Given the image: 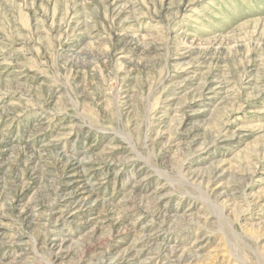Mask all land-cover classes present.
I'll list each match as a JSON object with an SVG mask.
<instances>
[{
    "label": "rangeland",
    "instance_id": "374dc122",
    "mask_svg": "<svg viewBox=\"0 0 264 264\" xmlns=\"http://www.w3.org/2000/svg\"><path fill=\"white\" fill-rule=\"evenodd\" d=\"M147 263L264 264V0H0V264Z\"/></svg>",
    "mask_w": 264,
    "mask_h": 264
},
{
    "label": "bare ground",
    "instance_id": "6f19581e",
    "mask_svg": "<svg viewBox=\"0 0 264 264\" xmlns=\"http://www.w3.org/2000/svg\"><path fill=\"white\" fill-rule=\"evenodd\" d=\"M149 239H150V238H149ZM156 240H157V239H156ZM149 241H150V240H149ZM149 243H150V242H149ZM152 243H153V242H152ZM145 245H146V244H145ZM153 245H155V242H154ZM149 246H150V245H149ZM144 247H145V246H144ZM143 249H144V248L142 247V250H143ZM146 249H148L147 246H146ZM151 249H152V248H151ZM171 251H172V250H171ZM141 252H142V251H141ZM168 252L170 253V251H168ZM168 252H167V253H168ZM147 253H148V252H147ZM141 261H142V260H141ZM147 264H148V263H147Z\"/></svg>",
    "mask_w": 264,
    "mask_h": 264
}]
</instances>
